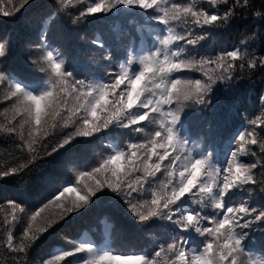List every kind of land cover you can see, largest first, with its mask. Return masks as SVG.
I'll return each instance as SVG.
<instances>
[{
	"label": "trees",
	"instance_id": "16d2710c",
	"mask_svg": "<svg viewBox=\"0 0 264 264\" xmlns=\"http://www.w3.org/2000/svg\"><path fill=\"white\" fill-rule=\"evenodd\" d=\"M34 1L0 0V19L20 20L22 5ZM207 1V8H199L196 0H78L80 11L105 6L112 15L131 13L144 25L128 19L138 31L137 47H121L124 59L111 64L107 58L104 71L108 77L92 73L88 86L83 88L69 83L68 71L52 63L59 52L43 43L37 50L35 65L41 74L55 77L57 88L48 97L40 122L33 104L17 92L18 82L4 76L5 65L0 63V94L5 101L0 105V124L14 122L17 128L13 130L16 135H0V172L18 176L13 183L15 190H29L30 185L46 177H57L61 173L56 166L59 151L82 139L90 128L103 125L105 118L100 116L104 112L120 115L116 121L120 125L130 117L135 127H144L146 120L156 123L171 163L170 172L159 183L151 180L141 192L125 187L114 203L136 229L135 237L142 243L138 251L115 254L103 246L95 247L85 235L82 246L67 248L65 256L57 250L47 253L30 239L36 237L39 228H51L66 215V205L76 207L77 202L70 198L43 210L36 208L26 216L19 233L16 213L6 211L10 204L1 203L0 264H264V206L248 213L240 200L264 194V0ZM74 9L68 6L70 14ZM172 11L183 16L173 20ZM212 14L218 16L221 45L228 50L224 58L206 54L210 27L203 22L210 23ZM189 17L192 24L200 22L204 26L200 32H196V25L191 26ZM51 20L46 18L35 31L38 38L48 35ZM231 80L236 96L229 111L224 108V122L219 124L224 130L227 118L231 131L225 135L222 147V139L218 138L213 162L210 157L205 159L201 148L190 139V121L196 102L210 98V91ZM46 93L47 87L36 85L27 97L40 102ZM221 96L219 93L214 99ZM218 105L225 106L226 102ZM192 125L198 128L201 139L204 133L209 135L203 125ZM234 166L251 174V181L226 197ZM195 174H205L206 183L191 184ZM73 178V195L84 200L110 182L112 175L103 162ZM202 185L208 191L195 246L176 253L169 242L172 229L166 226L169 212L177 213L170 203L175 196H196ZM181 210L180 216L188 214L187 208ZM177 220L175 228L180 230ZM29 230L31 237L23 241Z\"/></svg>",
	"mask_w": 264,
	"mask_h": 264
},
{
	"label": "rangeland",
	"instance_id": "374dc122",
	"mask_svg": "<svg viewBox=\"0 0 264 264\" xmlns=\"http://www.w3.org/2000/svg\"><path fill=\"white\" fill-rule=\"evenodd\" d=\"M237 181L242 183V182H245L246 180L245 179H238Z\"/></svg>",
	"mask_w": 264,
	"mask_h": 264
},
{
	"label": "bare ground",
	"instance_id": "6f19581e",
	"mask_svg": "<svg viewBox=\"0 0 264 264\" xmlns=\"http://www.w3.org/2000/svg\"><path fill=\"white\" fill-rule=\"evenodd\" d=\"M132 204V203H131Z\"/></svg>",
	"mask_w": 264,
	"mask_h": 264
}]
</instances>
